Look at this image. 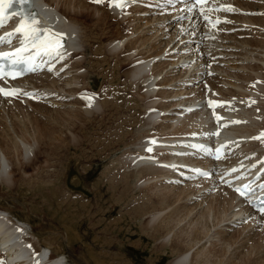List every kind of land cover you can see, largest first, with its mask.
Wrapping results in <instances>:
<instances>
[{
	"label": "rangeland",
	"instance_id": "rangeland-1",
	"mask_svg": "<svg viewBox=\"0 0 264 264\" xmlns=\"http://www.w3.org/2000/svg\"><path fill=\"white\" fill-rule=\"evenodd\" d=\"M55 1L56 3L54 2V5L56 4L55 5L56 7L52 6V9L56 13H59V14L60 13L62 14L61 12L62 9H64L66 12L68 8L66 2H68V0L67 1L66 0H55ZM83 4H85L83 7L75 6L74 9H77L78 11H81L82 13L92 12V15H95V13L93 12V9H91V8H94L92 5L85 3V1L83 2ZM57 8L59 11L57 10ZM72 8L73 6L69 7V11L71 13H73ZM97 8H99V12L104 13L100 15L102 18H104V16L108 14L107 12H105L106 9H100L101 7H97ZM127 16H130V13ZM62 17H63V20H65L66 22L72 21L69 18H66L65 16H63V14H62ZM125 18L126 19L123 22L121 21L118 22L116 21V19L109 18L108 20H105L104 25H102L100 22H98V24H95V20L87 21L84 19V17H79V20L77 19V21H75L74 23L72 22L77 29L76 35L74 37L75 39L77 36V41L75 42L76 43L75 48H79V50H81L83 49V45L87 44L88 46L86 47V49L88 53L86 52L85 55H81V56L77 55L75 58H72L71 62L73 63L74 61L79 60L80 62L81 61L85 62L84 66L87 65L88 58L96 54V51H94V48L100 47L101 45L106 44V43L109 44L108 42L111 41L112 39L119 42V44L122 41L123 45L122 43L119 45V49H121L122 47H124V45H126V43L128 42L127 40L134 39L133 38L134 36L140 37L138 41V45L140 44V46H142L140 47V49L147 50L150 44L152 45L156 40L162 41L164 43L167 39L172 37L175 33L174 30L172 31L171 29L172 27L170 28L171 29L170 31H166L164 29H161L162 25H157L155 28L154 27L155 24L154 25L151 24L152 22L150 23V25L153 27L148 28L149 25L147 24L144 26L145 27L144 30L143 28L142 29L140 28L138 32H132L131 30H128L127 28L130 26H133L136 20L129 22L131 18L130 17H125ZM159 26H161L160 27L161 30L158 28ZM162 30L166 34H164ZM77 31H79V35H80L79 37L77 35L78 34ZM183 32L184 31L179 33L178 36H175L171 43L173 44L176 40L182 37ZM85 33L87 35L101 34V37L99 41L97 42V44H90L87 41V37H86L85 43H83V39L85 38V37L83 38V35ZM160 33H162V35H159ZM234 34L235 33H233L231 35L232 37L229 38L230 39L229 42L235 43L232 46L243 49V50H238V51L247 52V54L242 58L249 59L250 62L253 60H256L258 61V63L263 64L264 66V63L263 62L261 63L257 58L259 53L261 54L264 51V45L254 46V45H245L241 43H239L240 45H238V41L234 38L235 36ZM157 36H161V39L159 40V37ZM119 38H120V41H119ZM147 38H150V39L145 42V39ZM180 41L183 42V40L181 39ZM181 42L180 44H182ZM163 43L160 42V44L158 43L156 44H158L159 47H162L164 45ZM250 46H254V47L250 49ZM169 48L167 47L164 51H162L158 55L164 56L166 55L167 51L171 52L172 50ZM154 49H152V51ZM115 55L116 54H113L112 57ZM133 55H135V53ZM174 55L176 54H171V55L168 54L167 57L173 58L172 56ZM121 56L122 55L119 54V57ZM156 56L152 57L151 60H149L151 62L149 64L150 65L149 69L148 70L146 69L147 71L144 74L154 72L156 71V69L159 70V68L164 67L163 68L164 70L161 73H157L156 77L154 76L156 78L155 82L158 83L156 86H159L160 89L159 88L155 89L156 88L155 85L154 87L147 85L148 80L151 78V75L153 73L151 75L147 74L145 75V77L146 78L150 77V78L149 79L147 78L148 80L145 78L144 80L145 82L143 81L145 83V87H148L147 92L144 91V93L146 95L148 94L147 96H149V93L153 94L152 92H154L156 94V91L160 90L161 96L163 98L155 97L154 100L157 103L155 102L154 104L150 106H156L158 102L161 100L163 101L166 100L165 102L172 101V100H169V97L179 94L178 91L174 90V87H177L178 89L179 88L177 85L178 81L184 78V77L182 78L183 75L182 76H178V75L182 74L183 72H184V75H189L190 74L189 71H192L195 68V66L193 68V65H190L188 67H185L184 70H181V71L175 69V67L177 66L176 64H178V62L181 63V62L188 61V60L183 61L184 58H181L176 63H172L174 61V58H173L172 61H169L171 62V64H168L166 68L165 65L166 63H168V60H166L165 58L157 60L156 62L153 63ZM262 57L263 55H261L260 60H262ZM114 63L115 61L111 63L109 66H105L103 68H101L102 66H100L99 67L100 69L97 68L95 70L96 72L93 73L97 77V83L95 87L90 89V87L87 86V84H85L84 86H87L88 88L84 86L82 87L84 88V91L86 92H90L93 89L99 95V98L96 100V102L99 103V105H97V108L98 107L99 108L98 110L96 109L98 111L97 113L94 114L93 112H85L84 110L86 109V106L82 103L75 102L77 95L76 96L71 95V99L64 100L65 98L67 99L68 97H63L61 98L63 100L55 101L49 104L47 107L44 105H42L41 107L39 105H34V104L33 106L32 105L24 106L25 110L23 108V111L19 113L17 112L16 109H11L7 107L9 117L8 119L1 120L3 124H2V127L0 126V131L2 130V132L0 133V136L3 133L7 132L6 130H8L9 133L15 134L14 132L15 127L13 126L14 125L13 122L14 121L17 122L16 120L20 119L21 117L22 121L26 120V122L28 121L27 123L29 122L32 123V125L30 123L28 124L30 131H32V129H35L36 125L39 129H41L43 128L42 126L49 127V126H53V124H56V126L54 125V128H56L54 132V137L56 135V137L58 138L57 140H60L62 136L65 138L66 141H69L71 144V146H69L68 142H65L62 146H59L54 152V154H52L51 156L49 154V156L47 157V159L48 158L49 159L47 161L45 159V156L42 157L43 155L42 153V155L39 156L41 159L38 162H36L35 165L32 166L33 168L32 169L28 168L29 171L28 170L24 171L26 175H29L32 172L36 173L38 171V169H36L39 167L38 165H42L43 166L42 169H44L43 171L44 174L54 173L56 170L60 169V168H57L58 156L64 153H67V157H65L67 161L65 160V158L63 159V161L67 162V164L69 165H67V168L65 169V171H62L64 175L60 179L61 181L54 182V181H50L46 177L39 176L38 179H36L37 182L35 181L31 182V185H37V187L35 186L36 187L35 190L38 192H36L35 190L31 191V189L29 187L27 188V185L25 186L24 183H21L20 185L16 183L13 184L12 177H11V181L8 182L10 186H7V184H5L4 182H3L4 184L0 182V186H1L0 187L1 188L0 189V210H3V212H0V214L3 216L4 215L8 216L9 218L7 219L9 220V222L11 220L15 222L17 217L21 219L19 220V222L21 223L20 225H21L22 233L24 234L26 230H28V232L30 233V238H24L22 236L23 240L24 239H27L28 241L30 240L33 243L32 245L34 247L41 244L44 251H49L53 256L57 255L54 257H56V259H60L61 264H167L169 261H171L175 257L176 254L180 255V252L176 250H172V247L170 245H167L165 246V248H162V249L157 248L156 250L154 248V245L160 244L161 239L158 236L156 238H150L146 233L144 234L143 232H141L140 223H141V220H144V218L142 216L141 218L139 217L132 218L133 214L128 213V211L129 212L131 211L130 208L136 209L137 204L139 205L140 203H142L141 201L144 200V199L143 200L141 199V198H144L143 192L146 194V193H150L153 190H151V188L148 187L146 184H145V187L144 186L141 187L143 189L145 188L144 189L145 191L139 188H135L132 183L133 178L132 179L122 178V176L125 175L124 173L131 174V172L129 171V167L127 166L128 154L135 152L136 149H137L136 151L138 152L139 151L138 148L141 142L140 141L141 139L137 138L138 134L130 135L129 132L126 133L128 128L125 127V123L129 121L128 119H130L129 117L130 115L138 114L137 116H140V113H138L137 109L129 112V110H126L120 107L119 104H123V105L129 104L131 108L134 107L133 105H131L129 100H132L136 96V93L139 90V86L141 85V81H138L137 83L138 85H136L135 89L133 88L134 92L132 91L130 92V89L133 86V82L131 83V86H127L128 84H127V79L125 78V74L129 71L131 67H133L132 66L133 64L128 62L126 65H124L123 67L119 69V74L115 76L113 75L112 67H111L114 65ZM137 63L138 62H135V64ZM258 63L257 65H255L256 67L251 64L232 65V67L245 66L248 69L247 71L243 73L239 72L237 75H235L237 80L241 79V81H243L245 84L249 83L248 82L249 80L252 81L251 83H253V80L255 78L260 77L262 79V83H260L261 85L257 83H254L255 85L250 84L251 86L249 87L250 88L249 95L251 97L254 95L256 96L257 94H261V91L264 93V72L259 71L258 73H255L258 70H261V67L258 66L260 64ZM104 64L105 62L103 61L101 65H104ZM161 64H164V65L161 66ZM185 64L186 63H183V66ZM84 66L78 70V73L79 74L82 73L85 75H91L92 73L90 72V68L87 66L85 67ZM219 67L220 66H217V70H219ZM227 68L228 66L226 67V69ZM169 71H170V74H168ZM70 73H72V71H70L69 75L65 76L63 80L59 81V83L64 85L63 83L64 80H66L67 77H71ZM251 74H253L254 76H252ZM245 75H247V77ZM139 77H142V75H140ZM172 78H175V79L171 80ZM140 79L141 78H138V80ZM230 82L231 81L229 82L227 81V82H224V84H230L234 88L237 87L236 89H238V91H240L241 93H239L238 91H233V90H227V91L234 92L231 94L232 96L239 97L240 95L241 98L245 100V103L250 104V102L246 101L248 97L250 96H248L247 94L243 92L242 87L245 88V86H242V84H236V83H232V82L230 83ZM166 85H168L169 88H173V89L169 90ZM260 86H262L263 89H260ZM77 88H80V86L78 85ZM252 90L259 91L260 93L252 92ZM86 92H83V94ZM60 93L63 94V92L61 91ZM167 93L170 94L171 96H168ZM181 93L186 94V91L181 92ZM224 93L228 94L227 92H224ZM73 96L75 98H73ZM55 98L57 99V97ZM263 98L264 97H262V101H260V103L251 104L252 108H253V105H256L254 111L257 114L258 113L264 114V108H261L262 106L260 107V105H264ZM105 99L109 102L106 104L100 105V102H104ZM125 99L127 100V102H125ZM188 99L189 98H184L182 100L180 99V101L184 102ZM257 99L259 100V98ZM176 101H179V100H176ZM234 101H232L233 104H234ZM111 102L119 106V109L117 110L118 111L117 114L119 113L118 118H116L115 115L117 114L114 113L115 112L114 110H112V115L113 117L115 116L114 118L112 117L110 113L108 115V110L109 108H111L108 106ZM235 105L238 107V109L241 110L246 104H244V102L242 104L235 102ZM258 106L260 108H258ZM251 107L250 109H252ZM148 108L149 106H146L143 109L146 110ZM256 109L257 111L258 110L259 111L257 112ZM170 110L171 109L160 110L156 112L158 113L160 112L162 114V111H163V114L165 115L166 111H167V114H170L169 113L171 112ZM83 113H93V114H86L87 116L88 115L89 116L82 117V115H84ZM147 113L148 112L145 111L144 115H147ZM12 114L19 115L18 116L19 118H16L17 116L15 115L16 116L15 117ZM260 114H259V118H261L260 122L264 124V121H263L264 118L260 116ZM111 117L112 119H110ZM102 118H104V120H102ZM21 120L20 122L22 123V125H24L23 124L24 121L22 122ZM121 120H124V121L128 120V121L127 122L125 121L121 125V122H123ZM158 120L159 119L157 118L156 121ZM161 120L164 121L165 119L162 118ZM36 121H38L37 124H36ZM101 121H103L106 124V126H108L107 130L97 131L99 127V123ZM112 122H113V125H112ZM107 124L109 125L111 124V125L109 126ZM134 126L136 129L135 128L132 129L133 132L134 131L137 132L136 130L139 128V132H141V133L138 132L139 135H142V133L145 132L143 130H145L147 127H148V131L149 129L153 128L152 124H150V127L148 124L143 125L142 127L139 120L138 122H134ZM7 127L9 128L7 129ZM119 129H123V131L125 130L124 132L126 134V140L124 141V143L115 141L119 137V135L123 132L122 130H119ZM148 131L146 130V133ZM133 132H130V133H133ZM33 136L35 137L36 134H33ZM1 138L2 136L0 137V140ZM144 138L145 136L142 137V139ZM16 139L18 141V144L20 143L19 146H22L23 144H25L19 138H16ZM46 140H47V137L45 138L44 141ZM57 140L55 139L54 141L56 144L59 142ZM31 144H32L33 149L35 148V150L37 149L38 151H42V150H39L38 144L35 142V140H33ZM1 145L2 144L0 143V147ZM67 146L69 147V149H67ZM18 157H20V155ZM1 159H6L5 161L10 162V166L12 165L8 156L4 154L2 152V149L0 148V160ZM10 166H9V169L13 167V166L11 167ZM112 177L117 179L116 182L118 181L120 182L118 185L119 188L115 191L111 190V185L113 184V182H111L113 179ZM124 183H126L127 193L120 195V192L123 188ZM55 184L56 185L60 184V191L57 193V196L55 198H52L53 200L51 199L53 206L54 204L55 206H54V210L49 211L50 209L49 205L48 206L44 205V204H47L46 200H48V196H45V195L51 188H54L56 186ZM17 185H18V188H17ZM166 185H164L162 181H156L154 185V187L155 186L156 187L154 188L155 190L152 193L156 191L159 192L160 189L161 190L163 189L162 191H164V189L166 188ZM139 186L140 185L136 184V187H139ZM167 187L168 188L170 187L172 190L174 189L179 190V188L177 187H173V188L171 186H167ZM37 188H39L40 191ZM39 193H40V196L42 195L41 196L42 199L41 197L39 198L38 196ZM197 199H200V197ZM207 199L208 197L205 198L206 201H208ZM195 200L191 199L190 201L191 203L189 202L188 204H191L193 206L194 203L201 202V199L197 201ZM43 202L45 203L42 204ZM205 203L206 202L203 201L201 205H198L195 208V211L199 210L198 208L200 207L203 208L204 207L203 205H205ZM148 204H150V202H148ZM7 210H9L11 214H9ZM209 220L211 221L209 223L211 226L209 227L208 231L206 230V233L202 235V240L197 245L194 246L190 264H199V263L203 264L204 261H206L207 263L209 262V264H226L228 262L227 260L232 256L234 260V261L232 260V262H236L235 264H238L240 261V257H242V255H244V251H246L245 250L246 246H239L234 243L229 246L228 244L230 243H229L228 237H230V235H235V234L238 235L239 230H241V226L244 224L239 225L240 229L236 228L235 226L232 229V227H229L227 225L228 220L221 221L220 223H217V225L215 224L212 225L213 223H215V219L213 217L212 218L209 217ZM230 226H233V225H230ZM183 228L187 229L188 231L190 230V227H188V224L185 223L184 221H182L179 225H177L174 230L178 231ZM258 230L263 232L262 229H258ZM34 232L36 233L34 234ZM172 234L173 232L170 233V235H168V238H166V241L169 240L168 243L171 242ZM243 234L244 233H242L238 239H240L243 236ZM256 234L257 236H261L263 233L256 232ZM49 237L51 238L47 239ZM224 237L227 239L225 240L226 244H224V241H222V238ZM205 254L209 256V257L206 256V259H205ZM92 255L95 256L94 260L92 259ZM217 260L218 261L220 260V262H218ZM206 262H204V264H207Z\"/></svg>",
	"mask_w": 264,
	"mask_h": 264
},
{
	"label": "bare ground",
	"instance_id": "bare-ground-1",
	"mask_svg": "<svg viewBox=\"0 0 264 264\" xmlns=\"http://www.w3.org/2000/svg\"><path fill=\"white\" fill-rule=\"evenodd\" d=\"M84 1H86V0H68V2H66L68 8H67L66 12L64 9H62L61 12H62L63 16L72 20L71 22H68V21L66 22L65 20H63L61 13L60 14L56 13L52 9L54 2L56 3L55 0H38V2L41 5H43V8L45 7V9H47V7H48L50 9L49 11L51 13H53L55 15V17H58V23L57 24L59 25V28L64 30L66 32V34H69L70 32L74 33V37L76 35L77 29L73 23L75 21H77V19L79 20V17H84V19L87 21L95 20V24H98V22H100L102 25H104L105 20H108L109 18L116 19V21H118V22H120V21L123 22L126 19L122 15V12H124L127 9H125V8L123 9L121 7L126 5L127 2L122 3L117 8L115 7L111 10H106L105 12H107L108 14H106L104 16V18H102L100 15H102L104 13L99 12V8H97L95 6H93L94 8H91V9H93V12L95 13V15H92V12L91 13L90 12L82 13L81 11L74 9L75 6H80V7L82 6L83 7L85 5V4H83ZM262 1H263L262 3H259L255 0L253 2H247V1L241 0L240 3L245 5L248 9L255 8V9L264 10V0H262ZM70 6H73V8H72L73 13H71L69 11ZM95 8H97V9H95ZM132 12H134V13H132ZM128 13H130V16H126V17L131 18V20H129V22L136 20V22L133 24V26H130L127 28L128 30H131L132 32H138L140 28L141 29L143 28V30H144L145 29L144 26L147 24L149 25L148 26V28H149L151 26L150 25L151 22H152L151 24L154 25L155 20L160 21L161 20L160 18H165L162 16L151 17V13L149 12L148 9H146L144 7L140 8L139 6L135 7V8L134 7L131 8L130 10H128ZM147 13L148 14L150 13V15H146ZM244 18L248 22L255 24L257 26V28H255V29L250 28V29H245L243 31L236 32L234 34L235 35L234 38L239 43L245 44V45H254V46L264 45V14L257 15L255 17H244ZM168 19H169V17H166V21L161 20V22L159 24V25H162L161 29H164L166 27H170V28L172 27L171 29H172V31L174 30L175 33L178 30L179 31L176 34L174 33V35L172 37H170L169 39H167L164 43L162 41L156 40L152 45L150 44L149 47L147 46L148 47L147 50L140 49V47H142V46H140V44L138 45V41H139L140 37H135V36L133 37L134 39L127 40L128 42L121 49H119V45L122 43V41L119 44V42H117L114 39H112L114 41H112V40L109 41L108 42L109 44L106 43V44L101 45L100 47L94 48V51H96V54L93 55L92 57L88 58L87 65H85V66L90 68V72L92 73L91 75H85L82 73L81 74L78 73V70L80 68H82L85 64V62H83V61L80 62L78 60L76 62L74 61L75 63H73L69 66L70 69H72V74L70 73L71 77H67V79L64 80V82H63L64 85L59 83V81L62 80L61 79L62 76L54 77L50 73L39 74V75H30L25 79V80L34 79L36 81L39 80L41 82V85H48L50 87H53L52 89L58 90V91H56L57 92L56 96L53 94V97H52L53 99H56L55 97H57V96L69 98L70 95H75V96L77 95L75 102L82 103V104L84 103L86 106V109L84 111L85 112H93L95 114L98 112L97 110L99 107L97 108V105H99V103L96 102L97 99L93 96L92 90L90 92H86V91H84V88H82V87L85 84H87V86H89L90 89L95 87V85L97 83V77L93 73L96 72L95 70L97 68L100 69L99 68L100 66H102L101 68H103L105 66H109L111 63H113L115 61L114 65L111 67H112L113 75L116 76L119 74V69L121 67L126 65L128 62L132 63L133 67H131L129 69V71L125 74V78L127 79V84H128L127 86H131V83L133 82V86L130 89V92L131 91L134 92L133 88L134 89L136 88V85H138L137 84L138 81H141V85L139 86V90L136 93V96L132 100H129L131 105L134 106L133 108H131V106L129 104H125V105L119 104V105L123 109L129 110V112L137 109L138 113H140V116H137L138 114L137 115H130L129 116L130 119H128L129 121L127 120L128 121L127 122L125 120L127 122V123H125V127L128 128L126 133L129 132L130 135L138 134L137 138L141 139L140 140L141 141L140 146L138 148L139 151L136 152L137 154L142 152L141 151L142 149L146 148L147 150H149V152H148L149 154H153V155L157 156V160L156 161L140 160L139 158L138 159L136 158L137 154L135 152L128 154L127 166L129 167V171L131 172V174L124 173L125 175H123L122 178H128V179L133 178L132 179L133 186L135 188L142 189L143 191H145L144 190L145 188L143 189L141 187L142 186L145 187V184L148 187H150L151 190L154 191L155 190L154 188L156 187V186L154 187L156 181H160V178L164 179L163 177L166 173L169 175L174 174L175 171L172 168H168L165 170L161 166L162 163H164V162L173 163L174 162L175 164H179L183 161L184 154L187 150H189V151L194 150V146L192 144H188L185 147L183 145L184 141H187V139H194L196 141L201 140V138L198 136H196L194 138L188 137V138H186V140H182L179 138L170 139V141L173 142L170 146L171 154H170V152H168L166 157H169V159L167 161H165V156L163 155L164 152L163 153L157 152L156 151L157 149L152 145L153 143H151L147 138L150 136H153L154 138H158L160 136H163V137H166L168 139L177 133L198 131V130H200V128H202L205 125L204 123H206L205 117L202 114V110H200V111H187V110L181 108L182 106L185 107L186 105H190L192 103L198 104L199 102H197V100H195L193 98L192 99L189 98L188 100H186L184 102H182L180 100L179 101H170V102H165L166 100H164V101L161 100L158 102V104L156 106H150L156 102L154 100L155 97H157V98L162 97L161 91L155 90L156 94L154 92H152L153 94L149 93V96H147L148 94L146 95L144 93V91L147 92V90H148V87H145V83H144L145 82L144 80L146 78L145 75H147V74L151 75L153 73L152 74L153 76L151 75V78L147 77L148 79L150 78L149 80L147 78L146 79L148 80L147 85L154 87V85L156 86L158 84L155 82L156 74L161 73L164 70L163 69L164 67H161V68H159V70L156 69V71H154V72L144 74L149 69V66H150L149 64L151 63L149 60H151L152 57H154V56L160 54L162 51H164L169 46V44H171L174 37L178 36L179 33H181L182 31H184L185 36H183V34H182V37H180L178 40H176L170 46V48L168 47L169 49L177 50L180 45H184L185 38H187L188 40L193 39V35H192L191 31L188 32L187 27L177 30L176 27H174L173 23H171L170 25L167 24ZM234 26H238V25H234ZM227 28H230V27H227ZM145 32H146V30H145ZM242 33L245 34L243 38L239 39L238 37H236L238 34H242ZM164 34H166V33L164 32ZM232 34L233 33L222 35L223 38L228 40V41L224 42V44L225 43L230 44V45L235 44V43L229 42V40H230L229 38L232 37L231 36ZM159 35H162V33H160ZM245 36H247V37H245ZM86 37H87V41L90 44H97V42L99 41V39L101 37V34L87 35L85 33L83 35V38H84L83 43H85ZM157 37H159V40L161 39V36H157ZM197 38H199V37H197ZM197 38H196V40H197ZM149 39L150 38L145 39V42ZM180 39L183 40V42H181ZM124 40H125V38H124ZM160 42L164 44L162 47L158 46V44H160ZM180 42L182 44H180ZM156 43H158V44H156ZM75 45H76V43H74V45H73L74 47H70L71 49H74L71 51L70 57L86 54V52H87L86 47L88 46L87 44H84L83 49H81V50L76 49ZM122 45H123V43H122ZM194 46H196V45H194ZM254 46H250V49H252V47H254ZM182 47L183 46H181L180 49ZM185 47H187V49H190L192 47V44L189 43ZM203 47H205V46H203ZM208 47L212 48V45L211 46L208 45ZM154 48H156V49H154ZM255 48H257V47H255ZM152 49H154V50L152 51ZM116 50H118L120 52H118ZM239 50H242V49L239 48ZM135 51H137V52H135ZM227 51L229 52V50H227ZM134 53H135V55H133ZM205 53H207V52H205ZM235 53H237V52H235ZM243 53H244V56L247 54V52H243ZM113 54H116L117 57H116V55L112 57ZM119 54H121L122 56L119 57ZM207 55H206L205 59L203 60L204 63H206V64L208 63L209 60H211V56H212L208 53H207ZM97 56H99V57H97ZM138 57H140V58H138ZM172 57L174 58V61L172 63H176L181 58H184L183 61H187V60L191 59V54L179 53V54L174 55ZM167 58H169V57H167ZM143 60H145V61H143ZM103 61L105 62V64L101 65V63ZM261 61L264 63V55H263ZM135 62H138V63L135 64ZM200 63L201 62L199 61L195 65H193L196 67L192 71H189L190 74L189 73H187V74L191 75L193 71H194L193 72V74H194L197 71V67H198V65H200ZM168 64H171V62L168 61V63H166V65H165L166 68H167ZM178 64H179V62H178ZM178 64H176V65H178ZM162 65H164V64H161V66ZM155 68H157V67H155ZM200 69H202V68H199L198 70H200ZM168 74H170V71ZM140 75H142V77H139ZM179 76H182V78H183L184 72L182 74H180ZM57 78H59V79H57ZM138 78H141V79L138 80ZM174 79L175 78H172L171 80H174ZM25 80H23V81H25ZM188 80L189 79H187V81ZM224 82H227V80H225ZM154 83H156V84H154ZM159 84H160V82H159ZM33 85L34 84L30 85L29 87H31ZM35 85H37V84H35ZM59 85H61V86H59ZM78 85L80 86V88H77ZM87 86H84V87H87ZM151 90H152V88H151ZM59 91L63 92V94H61ZM224 91H226V90H224ZM83 92H86V93L83 94ZM252 92L260 93L259 91H253V90H252ZM227 93H228L229 97H232L231 94L234 92L227 91ZM86 94H89V96H88L87 100H84L83 97ZM262 94L263 93L261 91V95ZM261 95L257 94L256 96L255 95L254 96L257 98H260ZM164 96H166V95H164ZM168 96H171V95L168 94ZM260 99L257 103H260V101H262V99L261 100ZM231 101H234V100H231ZM246 101H248V100H246ZM108 102L109 101H107L105 99L104 102H100V105L106 104ZM125 102H127L126 99H125ZM243 102H244V104H249V103H245V100H243ZM86 104H88L89 106H87ZM233 105L234 104L232 103V107H234ZM39 106H38V108H39ZM146 106H149V108L146 110L143 109ZM14 107L17 108L19 110V112L23 111V107H20L16 104L14 105ZM14 107L9 106L8 108L15 109ZM108 107H111V108H109V110L107 109L108 115H109V113L112 115V110H114L115 111L114 113L117 114V112H118L117 110L119 109V106L117 104H114L113 102H111ZM169 107H171V108H169ZM260 107L264 108V105H260ZM260 107L258 106V108H260ZM168 109H171L170 110L171 112L168 115L167 111H166L165 112L166 116H164V117L162 116L163 111H162V114L160 112L159 113L156 112V111L168 110ZM24 110H25V108H24ZM145 111L148 112L147 115H144ZM174 111H175V113H174ZM176 111H178L180 113L182 111H184L185 113L182 116H179L180 113L176 114ZM256 111H257V109H256ZM93 113H83L84 115H82V114L81 115H82V117L83 116L88 117L89 115L87 116L86 114H93ZM128 114H130V113H128ZM141 114H142V116H141ZM15 115H13V116H15ZM16 116H15L16 118H19L18 117L19 115H16ZM26 116H28V115H26ZM115 116H116V118H118L119 113ZM144 116H145V118H144ZM256 116L259 117V114H256ZM112 117H113V115H112ZM112 117L110 119H112ZM257 117L250 119L247 126H243V127L237 128V129L234 128L235 131L237 132V134L235 132L228 130L229 133H235L236 136L237 135L242 136L241 138L236 140L237 144H240V146H243L245 144V141L249 138L248 137L249 134L254 135V134L258 133L259 131H261V128H264V124H262L260 122L261 118H257ZM157 118L159 119L158 121H156ZM162 118H164L165 120L162 121L161 120ZM27 119H28V117H27ZM36 119H38V118H36ZM20 120H21V117H20V119L16 120L17 122H15V121L13 122V124H14L13 126L15 127V129H14L15 134L9 133V131L6 130L7 132L4 131L5 133H3L1 135L2 138L0 140V143L2 145L0 148L2 149V152L8 156L9 160L12 163L11 166H13V167L10 166V162L5 161L6 159L0 160V178H1L0 182L1 183L4 182L5 184H7V186H10V184H8V182L11 181V177H12V183L13 184L16 183V184L20 185L21 183H24L25 186L27 185V188L29 187L31 189V191H33L36 189L37 185H31V182L32 181L37 182L36 179H38L39 176L46 177L50 181H54V182L55 181H61L60 179L64 175L62 171H65V169L67 168V165H69V164H67V162L63 161V159L65 157H67V153H64V154L58 156L57 168H60V169L56 170L54 173L44 174L43 173L44 169H42L43 168L42 165H38L39 167L37 166L38 168H36V169H38V171L36 173L32 172L29 175H26L24 171L28 170V168L32 169L33 168L32 166L35 165V163L41 159L39 156H41L42 153H43L42 157L45 156V159L47 161L49 159V158L47 159L49 154H50V156L52 154H54L56 149L59 146H62L65 142H68L69 146H71L70 142L66 141L65 138L62 136H61L60 140H57L58 138L56 137V135L54 137V132L56 130V128H54V125L56 126V124H53V126H49V127L42 126L43 128L40 127L41 129H39L36 125L35 129H32V131H30L29 126H28V124L30 122L27 123L28 121L26 122V120L25 121L23 120L24 121L23 122L21 120L24 124V125H22ZM102 120H104V118H102ZM138 120L140 121L142 127H143V125H146V124H148L150 127V124H152L153 128L149 129V131H148V127H147L145 130H143L145 132H143L142 135H139V133H141V132H139V128L136 130L137 132H135V131L133 132L132 129L135 128L134 122H138ZM121 121H123V122H121V125H122L125 121L124 120H121ZM263 121H264V119H263ZM37 122L38 121H36V124H37ZM2 124H3V122L0 120V126L1 127H2ZM30 124L32 125V123H30ZM107 125H109V124H107ZM112 125H113V122H112ZM118 125H119V123H118ZM13 126H12V128H13ZM188 126H190L191 128H187ZM107 127L108 126H106V124L103 121H101L99 123V127H98L97 131H99V130L105 131V130H107ZM8 128L9 127H7V129ZM120 128H121V126H120ZM119 130L123 131V129H119ZM146 130L148 131L147 133H146ZM40 131H42V132H40ZM124 131L119 135V137L115 141H118L120 143H124V141L126 140V134ZM1 132H2V130L0 131V133ZM130 132H133V133H130ZM33 134H36V136L34 137ZM143 136H145V139H142ZM46 137H47V140L44 141ZM16 138H19L25 144H23L22 146H19L20 143L18 144V141ZM55 139L57 141H59L57 144L54 142ZM263 139H264V136H263ZM33 140H35V142L38 144L39 150H42V151H38L37 149L35 150V148L33 149L32 144H31V142ZM262 141H264V140H262ZM258 144H260V143H258ZM2 146H3V148H2ZM67 149H69L68 146H67ZM19 155H20V157H18ZM16 157H18V158H16ZM65 160H66V158H65ZM9 166L11 167L10 169H9ZM52 167H53V165H52ZM22 169H23V171H22ZM25 176H27V177H25ZM112 178L113 179L111 182H113V184L111 185V190L115 191L119 188L118 185L120 182L119 181L116 182L117 179H115L114 177H112ZM136 184L140 185V186L136 187ZM205 187H206V185L202 182L201 183H188V184H184L180 187H177V188H179V190L178 189L172 190L169 187L172 190L171 191L166 186L165 189H167V190L164 189V191H162L163 189L162 190L160 189L159 192L156 191L154 193H152L153 191H151L150 193H146V194L143 192L144 198H141V199L142 200L144 199V200L141 201L142 203H140L139 205L137 204L136 209L130 208L131 211L130 212L128 211L129 214H131V213L133 214L132 218H134V217L135 218L136 217L141 218V216L144 218V220H141V223H140L141 224L140 225V231L141 232H143L144 234L146 233L150 238H156L158 236L161 239L160 244L154 245V248L156 250H157V248L162 249V248H165V246L170 245L172 247V250H176V251L180 252V255L176 254L175 257L171 261H169L167 264H190L194 246L197 245L202 240V235L205 234L206 230L208 231L209 227L211 226L209 224L211 222L209 220V217H211V218L213 217L215 219V223H213L212 225H214V224L217 225V223H220L221 221L228 220L227 225L230 227V225H233L232 224L233 222H236L235 219L240 218L244 214L245 210L242 207L240 199L235 197L233 194H231L230 192H228L226 190H222V192L214 193V194H212V196H203L202 194H204ZM17 188H18V185H17ZM42 188H44V187H42ZM37 189L39 190V188H37ZM59 191H60V184L59 185L57 184L54 188H51L47 192L46 195L43 194L45 196H48V200H46L47 204H44L46 201L43 202L42 204L47 205V206L49 205V208H50V209L48 208L49 211L54 210L55 204L53 206V204H52L53 199L52 198H55ZM36 192H38V191H36ZM126 193H127L126 183H124L123 188L120 192V195H123ZM38 196L40 198L42 195L40 196V193H39ZM199 197L201 199L200 203L199 202L194 203L193 206L191 204H188L191 201V199L195 200ZM206 197H208V199H207L208 201L205 200ZM41 199H42V197H41ZM41 201H43V200H41ZM203 201L206 202L205 205H203L204 207L203 208L200 207V208H198L199 210L195 211V208L198 205H201ZM32 202H33V200H32ZM148 202H150V204H148ZM7 211L9 214H11V212L9 210H7ZM41 211H43V210H41ZM4 216L0 214V229L2 230V232L0 233V245H1V247H3L2 251H3V257H4V261H5L4 264H61L60 259H56V257H55V259L46 260V256L48 254V251H44L41 244L37 245L35 247L31 244V246L33 248H37V250L39 251L35 255L33 254V257H32L30 255V253L28 251H26L28 249L26 246L28 240L27 239L23 240V238H22L23 233L21 231L22 230L21 225L13 222L12 220L9 222V220L7 219L9 217L8 216L4 217ZM16 219L21 220L18 217ZM203 220H204V222H203ZM231 220L233 221L232 223H230ZM182 221H184L185 223L188 224V227H190L189 231L187 229H184V228L178 230L179 232L174 230L176 228V226L179 225ZM239 229H240V226H239ZM258 229H262L263 232L258 230ZM172 232H173V234L171 235L172 236L171 242H169L170 243L169 244L168 243L169 240L166 241V238H168V235H170V233H172ZM256 232H261L263 234L261 236H257ZM14 233L18 234L20 242L17 243V242L13 241L14 240ZM35 233L36 232H34V234ZM242 233H244L243 236L240 239H238ZM235 235H230V237H228L230 244H228V243L227 244L229 246L232 245L233 243L236 245H239V246H246V249H245L246 251H244V255H242V257H240V261L238 264H264V228L259 227V226H255L252 221H249V222H246L244 225H242L241 230H239V234L236 236ZM234 236H235V238H234ZM50 238L51 237H49L47 239H50ZM226 238H227V236H226ZM226 238L225 237L222 238V241H224V244H226L225 243L226 242L225 240H227ZM156 242H157V240H156ZM22 245L26 247V250H24L21 247ZM19 247H21L20 250H19ZM196 253H198V252H196ZM199 254H201V253H199ZM196 255H195V257H196ZM206 256L207 255L205 254V259H206ZM207 257H209V256H207ZM232 257H230L227 260L228 262L226 264H231V263L235 264L236 263V262H232V260H233ZM92 259L93 260L95 259L94 255H92ZM23 260H25V261H23ZM204 262H206V261H204ZM204 262H203V264H204ZM218 262H220V260ZM207 264H209V262Z\"/></svg>",
	"mask_w": 264,
	"mask_h": 264
}]
</instances>
